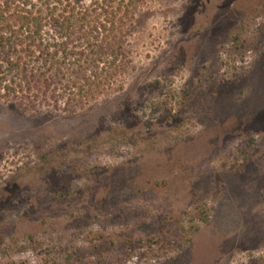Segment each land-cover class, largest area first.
I'll list each match as a JSON object with an SVG mask.
<instances>
[{"label": "rangeland", "instance_id": "1", "mask_svg": "<svg viewBox=\"0 0 264 264\" xmlns=\"http://www.w3.org/2000/svg\"><path fill=\"white\" fill-rule=\"evenodd\" d=\"M128 49L84 107L0 100V264H264V0H147Z\"/></svg>", "mask_w": 264, "mask_h": 264}, {"label": "trees", "instance_id": "2", "mask_svg": "<svg viewBox=\"0 0 264 264\" xmlns=\"http://www.w3.org/2000/svg\"><path fill=\"white\" fill-rule=\"evenodd\" d=\"M146 2L0 0V100L32 109L66 99L71 110L96 101L128 65Z\"/></svg>", "mask_w": 264, "mask_h": 264}]
</instances>
